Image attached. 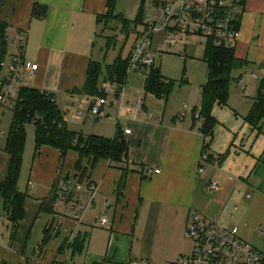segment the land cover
Instances as JSON below:
<instances>
[{"label": "crops", "instance_id": "crops-1", "mask_svg": "<svg viewBox=\"0 0 264 264\" xmlns=\"http://www.w3.org/2000/svg\"><path fill=\"white\" fill-rule=\"evenodd\" d=\"M105 1L0 0V25L7 44L8 37H12L14 44L15 35L25 32L24 57L39 65L35 72L24 75L25 85L54 95L63 119L72 116L79 121V125L72 127L65 123L69 130L114 137L120 129L128 145L123 163L100 158L91 168L88 158L82 162L90 181L97 186V193L81 211V217L66 216L60 204L55 212L41 210L59 176L74 179L77 172L82 173L76 169L79 153L68 151L64 164L59 166V149L44 145L35 155L34 147L33 163H22L18 187L26 194L25 213L14 237L0 197V264H56L67 260V256L72 264H138L137 256L153 257L158 251L170 258L166 264L175 263L186 256L182 254L188 249L185 228L191 212L213 220L222 216L226 221V217V223L237 226L244 240H257L259 232L264 234V122L258 131L246 120L255 96L244 113L228 110L230 102L226 106L215 104L212 115L217 124L206 150L199 112L202 86L208 75L199 85L197 104L192 110L186 99L180 111L165 109L172 96L180 99L181 87H175L166 98L144 91L143 98L134 102L122 93L125 84L122 89L117 86L121 96L117 100L125 107L123 123L118 119L115 131H102L98 123L111 117L90 114V106L98 97L86 94L84 89L90 62L103 63L95 59L93 36L97 16L107 12ZM35 5L46 7L45 17L33 15ZM243 5L241 36L234 51L249 65L237 72L254 69L261 79L264 0H244ZM163 40L159 43L167 49L169 45ZM182 85L189 87L191 83L183 79ZM231 87L232 84L230 96ZM109 93L107 104L102 107L104 113ZM148 95L152 96L149 100ZM134 108L139 111L135 113ZM126 128L131 132L124 133ZM7 134L4 146H0V183L10 162L5 151ZM203 155H207L206 160ZM155 169L160 171L145 172ZM211 180L219 182V191H208ZM106 215L112 216V221L105 244L92 234L99 225H108L101 224ZM79 233L90 234L85 250L74 255L68 250L67 255L61 254L63 243L67 239L72 241Z\"/></svg>", "mask_w": 264, "mask_h": 264}, {"label": "trees", "instance_id": "trees-1", "mask_svg": "<svg viewBox=\"0 0 264 264\" xmlns=\"http://www.w3.org/2000/svg\"><path fill=\"white\" fill-rule=\"evenodd\" d=\"M116 1L107 0V12L97 16V24L102 25L105 23L108 25L114 20L123 22L126 24L128 31L136 32L135 44L138 35L141 34L143 28L147 27L144 23L142 10L145 1L148 0H142L141 12L135 23H133V26L132 24L130 25V22L123 15L114 14ZM242 1L243 5L244 0ZM46 13L47 9L45 6L35 5L33 8L34 16L45 17ZM138 26H141L142 29L138 30ZM0 28L1 30L4 29L1 25ZM98 35L96 34V36ZM3 47L8 49L6 41H3ZM132 49L128 57L122 58L119 56L110 65L105 66L99 61L92 60L87 71L85 93L94 97H106V93L101 89L100 82L102 77H110L122 89L128 76V65L132 55ZM203 61L208 67V80L202 86V104L199 118H202L200 130L207 139L205 144L206 150L213 137L214 127L217 124L216 119L212 115L213 107L215 104L221 106L228 105L230 86L233 80H237L233 78L232 74L235 71H241L247 67L249 62L245 59L238 58L235 55L234 48L226 45H218L211 38H208ZM103 67L106 68L104 75ZM144 88L147 93H151L158 98H166L174 90L175 82L165 77L160 68L155 65L146 74ZM2 106L0 104V108ZM9 109L12 112V121L7 134L5 151L10 156V162L7 175L0 183V197L4 202L8 220L12 225L11 237H14L25 213L24 202L26 194L19 190L18 182L23 163L27 124L32 123L36 128L35 155L42 146H53L60 150L59 166H62L67 152L70 150L77 151L80 156L76 163L77 170L82 169V162L86 158L89 159L91 168H94L100 158H106L116 163H123L124 159L128 156V145L120 129H117L114 137H104L95 134L84 135L83 133L69 130L64 122L61 109L54 95L30 86H22L20 88L14 107ZM246 120L255 130L261 131L264 122V77L259 80L258 91L254 97L253 105L246 116ZM86 173V169L85 174L77 172L75 179L81 183L90 180ZM68 180V177L63 178L60 176L55 180L51 194L47 199H44L41 210L55 212L60 193L64 185L68 184ZM123 182L124 176L121 180V187L123 186ZM73 188L74 186H69L70 190H73ZM68 199L80 202V199H75V195L69 196ZM89 237V233H79L67 246L61 248V254L67 255V250L73 255L82 253L86 248ZM46 240L47 238H45L44 242ZM67 258L64 262H57L56 264H72L70 257L67 256Z\"/></svg>", "mask_w": 264, "mask_h": 264}, {"label": "built area", "instance_id": "built-area-1", "mask_svg": "<svg viewBox=\"0 0 264 264\" xmlns=\"http://www.w3.org/2000/svg\"><path fill=\"white\" fill-rule=\"evenodd\" d=\"M242 0H162L155 2L156 12L144 16L147 25L138 35L129 61L130 71L148 70L156 65L155 52L166 50L164 43L154 46V35L164 33V42L175 45L180 37L174 35H196L211 38L218 45L235 48L241 36ZM146 3H149L148 1ZM0 28V104L13 108L20 88L26 86L24 75L35 72L39 65L24 57L26 33L18 32L14 37L13 52L3 47L7 42ZM254 77H258L253 72ZM103 91L108 94L112 90L111 83H103ZM107 104V97H98L90 106L92 116L105 117L102 107ZM135 113L139 111L134 108ZM126 128L124 133H130ZM207 159V155H203ZM160 170H146V173ZM69 186H74L73 190ZM220 190L217 180H211L208 191L215 193ZM97 186L90 180L79 182L69 179L60 193L58 204L63 206L66 216L81 217V211L94 200ZM75 195L80 202L69 200ZM101 224H108L107 218ZM187 238L193 243L190 255L181 256L174 264H264V253L244 240L237 226L226 223L222 216L210 219L199 212H191L185 230Z\"/></svg>", "mask_w": 264, "mask_h": 264}, {"label": "rangeland", "instance_id": "rangeland-1", "mask_svg": "<svg viewBox=\"0 0 264 264\" xmlns=\"http://www.w3.org/2000/svg\"><path fill=\"white\" fill-rule=\"evenodd\" d=\"M157 1L161 2L162 0H148L149 3H146L147 1H145L142 10L143 16L153 15L156 12V6L154 3ZM105 2L107 3V0ZM141 7L142 0H117L114 8V14L123 15L126 20L130 22V25L132 24L133 26V23H135L141 12ZM140 29H142V27L138 26V30ZM96 34L99 35L96 36ZM174 36L180 37L175 45L171 47L167 46V49L163 52H155L156 66L160 68L163 75L175 82V87H181L180 91L182 92L180 94V99L177 96L174 97L175 95L172 96L169 99L167 108L165 109L166 111H170L176 108V111H180L183 108V103L186 99V102H188L191 106L190 110H192L193 107H195V105L197 104L199 85L203 82L206 75H208V67L204 63V61H202L208 39L196 35L186 36L175 34ZM8 38L10 39L8 41V49L11 53L14 51V44L12 43V37ZM135 39L136 32L128 31L126 24L120 22L119 20H114L108 25H106L105 23H103L102 25L97 24V28H95L93 36V41L95 44V59H99L106 66L108 64H112L119 56H121L122 58H126L131 52ZM162 39H164L163 32L160 31L156 33L153 38L154 46H157L158 43L162 41ZM150 69L130 71L128 65V76L122 93H124V95H127V97H131L130 101L137 102L138 100H136V98H139V100L140 98H143L145 94L143 82L146 78L147 72ZM253 72H256V70H251L250 68H248L242 72L235 71L232 74L233 78L237 80L232 81L231 96L229 100L230 107L228 110L235 109L239 113H244L245 111H247L248 107H250L252 97L256 96L257 94L260 79V75L258 77H254L252 75ZM183 79L189 80L191 85L189 87H184V85L181 86ZM105 82L112 84V90L108 95L109 105H107L106 107L107 113L105 112V114L110 115L111 118L101 120L98 124H100L102 131L109 133L110 129H112L111 131H115L118 119H120V121L123 123L125 107L124 105L120 104L121 96H119L120 93L117 91V84H115L112 79H110V77H102L100 82L101 89L103 83ZM188 90L190 91V93L187 95ZM117 96H119V100H117ZM151 97V95H148V100ZM153 107V105L149 106L148 104V108L153 109ZM163 107L164 103L162 104L161 108L163 109ZM11 121L12 112L7 106L3 105L0 108L1 147H3L5 144L6 134L10 128ZM64 121L68 125V127L79 125V121L73 120L72 116L70 117V119H64ZM35 134V125H33L32 123L27 124L26 142L23 154V166H26L27 163H33ZM80 171L85 174V167L83 164ZM86 175L88 174L86 173ZM226 216L229 217L227 214ZM105 217L108 220V225L102 227L99 225V227L93 230L92 237L95 236V238L106 244L108 243L110 237L109 232L112 216L106 215ZM225 219L227 221L226 217ZM185 241L188 249L187 252L182 255H190L193 250V243L190 239L186 238V236ZM69 243L70 241L69 239H67L63 243L62 247L67 246ZM251 243H253L252 245H254L255 247L264 251V234L259 232L257 240H254ZM162 253V251H158L157 253L155 252V256L147 258H141L140 256H137L138 260L135 261H137L138 264H166L167 260H170V258L167 259L163 257Z\"/></svg>", "mask_w": 264, "mask_h": 264}]
</instances>
